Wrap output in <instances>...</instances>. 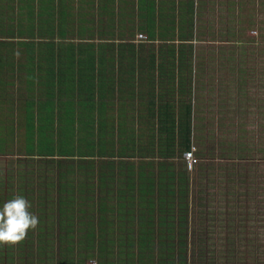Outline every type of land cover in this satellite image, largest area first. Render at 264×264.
I'll list each match as a JSON object with an SVG mask.
<instances>
[{
  "label": "crops",
  "instance_id": "1",
  "mask_svg": "<svg viewBox=\"0 0 264 264\" xmlns=\"http://www.w3.org/2000/svg\"><path fill=\"white\" fill-rule=\"evenodd\" d=\"M56 1L59 7L61 1L66 0H54L52 2L54 7H57ZM88 1L91 7L87 8L91 9L85 8V11L93 10L94 20H90L88 16L85 17L87 22L84 23L83 30L87 35H81L82 31L79 35L73 33L72 29H79L78 26L73 25L72 29L66 26L64 29L52 28L57 31V35L54 37L47 36L48 41L45 44L48 45H45V51H42V48L37 50L36 45L32 43L34 41L33 36L36 37L40 33V24L37 23L34 26V22L41 16H45L46 12H53L52 6H43L42 0H0V156L11 154V156L19 157L18 159L28 160L46 159V157L67 158V155H38L33 148H27L30 145L39 144L41 136L44 140L50 139L53 133L58 132V137H60V129L66 128V126H60L65 124L60 120V118L65 117L60 111L62 103L63 105L71 104L74 107L69 111L74 117L73 129L115 128L118 139L125 138V142H130L141 130L148 132L151 128L158 129L162 125L163 127L170 125V122L173 121L172 110L174 109L169 104L163 108L159 107L162 102L167 103L166 100L176 104L175 121L178 122L180 103H186V96L191 95L192 88L197 90V83L199 89L202 87V71L196 68L195 59H193L194 49L191 43L195 40L187 43L190 45L188 47L190 51L187 52V55L192 59H169L165 55L166 49L174 46L178 49L179 46L186 44L184 41L176 39H180L178 34L175 35L176 38H172L171 35L172 33H180L185 36L186 26L182 25V21L184 16H187L191 21L193 18L195 19L198 8L194 0H144V10H148L146 6L150 5L146 18L150 22L153 21L155 5H157L156 2H159L160 7H163L160 15L166 19L168 24L162 25L163 31L161 32L165 33L163 39L148 41L138 39V43H136V39L142 33L134 36L139 26L134 16L138 9L135 0ZM12 3L21 6L19 8L23 9L27 15L25 20L16 22L9 17L11 14L9 9L13 7ZM124 18L127 21L124 22ZM118 21H123V24H119ZM24 24H29L27 29L24 28ZM129 24L138 25L132 34V31H127L129 36L131 34V37H136L133 42L111 41L110 44L106 43V41L109 42L107 37L124 36V33L117 32L116 27L121 28L122 26L123 29ZM22 25L24 26L21 27ZM65 25L69 26L70 24L66 22ZM92 29L94 30L92 31ZM190 30L191 28H189V32ZM147 31L153 33L155 28L148 27ZM19 33L22 36L30 34L26 36H31L26 40L28 42L22 43L18 38ZM16 36L17 38H15ZM145 37L147 39V36ZM121 45L123 46L121 47ZM111 46L119 50L115 59H110L113 55L109 53L108 48ZM128 48L136 49V52L132 50L133 56L130 55ZM180 52L186 54L185 50L178 49L177 56ZM48 54H52V59H43V56ZM190 63H192L193 68L192 75L190 67L187 69L185 66L186 64L189 66ZM102 65L110 66L104 69ZM196 70L199 71L198 80H196ZM210 72L209 69L208 81L212 78L209 77ZM93 75L98 78L96 84L92 80L88 83ZM187 75H189L188 79ZM85 76L87 78L82 82L80 78ZM90 84L93 86L91 87ZM198 101L194 98L192 116V126L197 128H199L198 123L201 122L199 120L201 105L197 106ZM81 102L84 108L81 107ZM161 114L164 115L163 121L160 119ZM70 116L62 120H67ZM117 129H126L127 132L122 131L120 136V131ZM78 141L82 145L81 148L88 151V147H86L88 143L84 145V141ZM148 142L147 136H145L143 143ZM52 144L55 146V139ZM193 145L196 146V141ZM90 150L92 151V149ZM132 152L130 150L127 152L128 154L115 155L112 158L114 169H112L113 167L103 168L102 160L104 158L99 156L92 157V154L79 156L84 160L95 158V160L100 161L95 170H88L91 174L98 175L97 181L87 185L84 182L80 187L81 189L70 180H65L62 184H52L48 178H42L36 179V182L33 181L29 187L26 184L23 185L24 182L21 183L27 189L20 190L22 192L19 195H23L30 201L31 208L34 209H61L70 206L71 201H76L75 205H78L77 203L80 201L79 205L85 208L106 207L116 209V211L117 209H125L121 212L118 210V213L112 212L114 228L108 230L107 234L112 236L118 225H122V232L126 233V238L140 239L139 232L134 226H130L131 223L129 224V216L125 218L127 217L125 211L135 208L139 204L147 206L150 203L152 206H158L161 203L158 191L162 186L158 184L153 186L144 184L143 187L139 186L141 184L138 185L134 178L142 170L137 168L136 161L138 158L136 156L131 158ZM182 157L165 159L173 160L176 166L175 172L179 173L177 170L179 164L183 167L184 163ZM144 159L149 161L162 158H157V155L149 153ZM121 160L134 161L135 169H121L118 166ZM16 169L19 173L20 168ZM145 170L147 175H164L163 170L158 166L154 169L148 167ZM187 171L191 172V175L194 173L193 169L187 168ZM90 173L88 172V174ZM104 174L110 177L104 178ZM12 178L16 177L12 176ZM120 178L124 183H121ZM141 188L146 191L145 196L149 197L146 200L139 196ZM7 190L0 192V202L16 196L13 193L6 195ZM55 197L60 200L58 205L47 203L53 201ZM80 199L93 201V205L91 207L86 206ZM36 200L37 203H35ZM85 216L87 215L85 214ZM97 217H99V213H97ZM96 223L99 224V221ZM97 232L104 234V231L99 227ZM128 234L133 235L127 237ZM121 238L124 239V235Z\"/></svg>",
  "mask_w": 264,
  "mask_h": 264
},
{
  "label": "rangeland",
  "instance_id": "2",
  "mask_svg": "<svg viewBox=\"0 0 264 264\" xmlns=\"http://www.w3.org/2000/svg\"><path fill=\"white\" fill-rule=\"evenodd\" d=\"M194 2L198 9L192 21L193 26L190 27L195 40L191 44L194 49V65L203 74L201 73L202 87L199 89L197 83V90L192 88L190 92L193 98L192 103L196 98L197 101L199 100L197 106L201 105L199 117L201 122L198 126L201 128L202 137L195 139L193 171L198 164L196 158L201 152L202 155L205 154L206 157L214 159L215 166H212L213 170L212 168L210 170L211 175L205 168L199 175L203 181L202 185H209V189L200 188L190 193V202L194 204L191 209L193 213L190 212V214L196 221H191L188 234L189 264H264V0H194ZM135 3L138 9L134 16L139 26L129 24L123 29L122 26L116 27L117 32L124 33V36L107 37L109 42L106 41V43L133 42L136 37H131V34L137 26V33L134 36L142 33L147 36V39L137 37L136 43L138 39L148 41L164 38L165 33L161 32L162 25L168 22L160 15L163 7H160L159 2H156L155 14L151 22L146 18L150 5L146 6L148 10H144V0H135ZM56 6L59 9L58 2ZM19 7L21 6L14 4L9 9L11 13L9 17L16 22L27 18L24 10ZM90 11L94 12L87 10V12ZM75 12L76 20L84 18L81 10L75 8ZM40 21L41 18L37 19L34 26L37 23L40 24ZM58 21H60L59 16ZM125 21H127L126 18H124ZM118 22L123 24V21ZM28 26L29 24H26L24 28L27 29ZM148 27L155 28L153 36H150L147 31ZM187 30L189 32V29ZM127 31H132L130 36ZM29 35L22 36L19 33L18 38L22 43H26L28 42L26 40L31 37H26ZM33 38L35 42L32 41V43L36 45V49L42 48V51H45V43L48 39L40 33ZM55 42H57L56 39ZM128 50L132 56V50L136 52L135 48L132 50L128 48ZM108 51L113 55L110 59H115V55L119 52L112 46L108 48ZM51 55H45L43 59H52ZM109 66L102 65L104 69ZM208 68L211 70L209 77H212L209 81ZM195 73L198 80L199 71L196 70ZM86 78L87 76L80 79L83 82ZM91 80L96 84L98 78L93 75L88 83ZM90 86L93 85L90 84ZM81 107L84 108L82 102ZM73 108L71 104L63 105L62 103L60 111L65 115L62 119L70 116L69 111ZM62 119L60 118L61 122L65 124L60 126H66L71 136L74 125L73 115L67 120ZM77 134L80 137L83 135L78 130ZM78 135L76 139L74 137L71 139L62 134L58 137V132H55L52 138L44 140L41 136L39 144L30 145L27 148H33L38 155L50 153L63 156L71 151H78ZM54 139L55 146L52 144ZM51 146L55 148H50ZM7 155L9 156H0V192L8 189L6 195L13 193L17 196L22 192L20 190L27 189L23 185L26 184L29 187L33 181L36 182V179L42 178H48L52 184H62L65 180H70L79 189L84 182L87 185L97 181L95 177L86 182L88 172L90 173L88 170L94 169V165L90 167L87 160L79 156L28 160L18 159L19 157L11 156V154ZM227 157L235 160L245 159L239 173L237 170L232 172L230 167L221 166L218 162L219 159ZM140 164L141 161L137 160V168ZM16 168H20L19 173ZM195 178L193 176L192 180ZM23 182L24 184L21 185ZM80 200L86 206L93 205V201ZM207 200L210 202L209 206L202 208L208 205ZM59 202L60 200L55 197L53 201L47 203L58 205ZM75 202L71 201L70 204ZM134 205L136 206V203ZM30 210L38 217L37 226L30 229L24 239L12 249L4 248L0 243V253L20 256L22 260L13 258L17 264H66L61 262L63 255L60 247L63 241L67 240L63 232L68 226L60 220V209L31 208ZM174 226L178 232L177 222ZM78 233L80 232L77 231L72 247L76 260L85 261V264H97L91 258L85 260V248L88 246L89 239ZM122 235L124 239L121 238ZM132 235L128 234L127 237ZM111 237H114L115 244L110 250H113L115 255L118 253L115 249L127 247L130 240L134 244L133 253L136 256L142 255L141 247H139L140 239L126 238V233L122 232V225H118ZM93 240L91 244L95 245L94 250L98 252V236ZM10 251L12 253H9ZM49 253L51 255H48ZM9 260L0 264H8ZM116 261L117 259L115 263Z\"/></svg>",
  "mask_w": 264,
  "mask_h": 264
},
{
  "label": "trees",
  "instance_id": "3",
  "mask_svg": "<svg viewBox=\"0 0 264 264\" xmlns=\"http://www.w3.org/2000/svg\"><path fill=\"white\" fill-rule=\"evenodd\" d=\"M52 2H54V0H42L41 2L43 6L50 5L53 9V12H46L45 16H41L39 27L40 34L42 36H44L45 38H47V36H56L57 31H54L52 28L59 27L60 29H64L63 24H66V22L70 24L69 26L65 25L67 28H71L72 25L78 26V30H76V28H71L73 30V33L80 34L82 31L81 35H87L85 30H83V25L85 22H87L85 16L90 17V20H94L92 11L88 13L87 11H85V8L91 7V4L89 5L88 0L61 1L62 3L59 4V9H57V7H54ZM75 8L82 11V15L84 16V18L76 20ZM58 16L60 21H58ZM182 25L186 26L184 31L185 36L183 34L177 33L180 38L178 39L175 37L176 33H172L171 37L176 38L179 41H184L186 43L185 45L179 46L178 48L179 50H185L186 54L180 52L177 56L176 52L178 49H176L175 46L170 47L166 49L165 52V55H167L169 59H192V57L187 55V52L190 51L188 49L190 45H188L187 43L193 40L194 35H192L191 32L189 33L187 29L193 26V23L189 18H187V16H184ZM90 35L92 36V33ZM152 35L153 33L150 32V36ZM185 66L187 69L188 67H190V73L192 75V63H190L189 66L188 64H186ZM188 78L189 75H187V79ZM164 98L167 99V97ZM169 98L171 99V97ZM192 101V95H187L186 103H180L178 122L175 121L176 104L169 103L170 101L167 100V103L162 102L159 107L163 108L164 106L169 104L170 106H172V109H174L172 110L173 121L170 122L171 126L169 125L167 127H163L162 125L158 129L151 128L148 130V132H144V130H141L136 134L134 139L130 140V142H125V138H123L122 140L121 138L118 139L115 128H77L73 129V134L71 136L69 135V130H67L68 128L60 129L59 134H62L65 137H71V139L72 137L76 139L78 130L81 134H83L81 137L78 135V140L84 141V145L88 143V145L86 146L88 147L87 151L83 150V148H81L82 145H80L79 141H77L78 151H71L68 154H65L68 156H66L67 158L76 157V155L81 157L82 155L88 156V154H92V157L99 156L100 158H104V160L101 159L103 161H101L103 163L102 167L108 169L113 167L112 158L115 157V155L118 156L121 153L128 154L127 152L131 150L133 151L131 154L133 156L131 158H134V156H136V158L141 161L138 169L142 168V171L138 172V174L134 178L137 181L138 185L141 184L139 186L142 187L144 186V184H147V186H153L155 184L162 186L158 191L161 202L158 207L152 206V204L150 203L147 206H145L144 204H139V206H136L132 209H126L125 211L127 216L125 218H128L129 216V224L131 223L130 226H134L140 234L139 247H141L142 255L139 254L138 256L133 253L132 246L134 244L132 240L129 241L127 247L122 246L116 248L115 250H118L117 255L114 254L113 250H110L113 249V246L115 244L114 238L107 234L108 230L114 228V223L112 222V212L118 213V210L121 212L125 209H117V211L116 209L106 207H92L87 209L80 206V202L77 203L78 205H75L74 203L65 208H61L59 211L60 220L64 221L68 226V228H66L63 232L67 240L63 241V244L60 247L61 253L63 255V260L61 261L62 263L85 264V261L76 260L74 250L72 248L74 245V238L77 237V231H79L80 233L78 234L83 235L84 238L87 237L89 239V243L87 241L88 246H85V260H90L88 258H91V260L96 261L97 264H135L134 262H138L139 264H189L188 248L190 242L188 234L190 233L191 221L195 220L193 217H191L190 214V212L193 213L191 209L194 206V204L190 202V193L192 191L196 192L200 188L209 189V185H202L203 181L201 180V178H199V175L204 168L206 169L207 173L211 175L210 170L211 168L213 170V167L215 166L214 159L210 158L209 156L206 157L205 154L202 155L201 152L196 158V160H198V164L195 167L194 173L191 175V172L187 171L188 162L185 158V153L191 151V149L195 147L193 145L195 139L202 137L201 128L192 126V116L194 110ZM160 119L161 121H163L164 115L161 114ZM117 130L120 131V136L122 134V131L127 132L126 129ZM145 136H147V140L149 141L148 143H143ZM202 144L203 143H201V145ZM90 149H92V151ZM207 152L210 153L211 151ZM149 153L151 155H157V158L162 159L146 161L144 157H146ZM48 155L55 156L54 154L50 153ZM182 155H184V157H182ZM176 157H182V159H184L183 167L179 165L177 169L179 173L175 172L176 166L173 160H171L175 159ZM244 160L245 159L235 160L227 157L226 159H219L218 162L221 164V166L226 165L227 167H230L232 172H235L233 170H237V172L239 173V169L240 167H242ZM87 162L90 167H93L94 165L93 170H95L97 163L100 161L97 159L96 162L95 158H90L87 160ZM118 166L121 169L126 168V170L128 168L133 170L135 169L134 161L129 160H121L118 163ZM156 166L160 167V169L163 170L164 175L146 174L147 172L145 168L150 167L151 169H154ZM112 169H114V167ZM121 172L123 171L121 170ZM193 176L196 177L195 180H192ZM95 177H98V175L95 176L90 173L87 179L91 180ZM108 177L110 176H106L104 174V178ZM121 178V183H124ZM131 179L133 178L131 177ZM132 182L134 181L132 180ZM152 190H154V188H152ZM140 191L141 192H139V196H141V199L146 200L147 198H149L145 196L146 191L144 189L141 188ZM151 194H153V191H151ZM207 201L208 203L206 204L208 205H205L202 208L209 206L210 202L209 200ZM97 213H99V217H97ZM85 214L87 216H85ZM98 221L99 224L96 223ZM175 222H177L178 224V232H176L175 230ZM98 227L99 229L104 231V234H99L97 232ZM38 229H40V227ZM97 236L99 240L98 252L94 250L95 245L91 244V240L95 239ZM156 240L158 241L156 242ZM154 241L156 243H154ZM18 243H2V246L4 248L12 249L17 246ZM9 253H12V251H10ZM48 255H51V253H49ZM13 258L22 260L20 256H16L15 254H11L9 256L7 254L5 255V253H0V262H4L10 259L7 262L8 264H17ZM116 259L117 261L115 263Z\"/></svg>",
  "mask_w": 264,
  "mask_h": 264
},
{
  "label": "clouds",
  "instance_id": "4",
  "mask_svg": "<svg viewBox=\"0 0 264 264\" xmlns=\"http://www.w3.org/2000/svg\"><path fill=\"white\" fill-rule=\"evenodd\" d=\"M31 207L23 195L0 202V243H18L37 226L38 217L30 210Z\"/></svg>",
  "mask_w": 264,
  "mask_h": 264
},
{
  "label": "built area",
  "instance_id": "5",
  "mask_svg": "<svg viewBox=\"0 0 264 264\" xmlns=\"http://www.w3.org/2000/svg\"><path fill=\"white\" fill-rule=\"evenodd\" d=\"M143 37H145L143 34H140L139 35V38H143ZM195 151H196V149H195V147H193L191 149V151L185 153V158H186V160L188 162V168L189 169H192L193 168V165H194V153H195Z\"/></svg>",
  "mask_w": 264,
  "mask_h": 264
}]
</instances>
